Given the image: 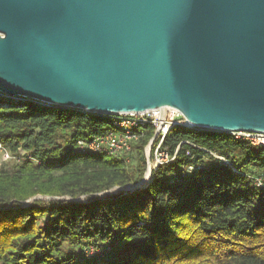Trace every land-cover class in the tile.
Wrapping results in <instances>:
<instances>
[{
    "label": "trees",
    "instance_id": "16d2710c",
    "mask_svg": "<svg viewBox=\"0 0 264 264\" xmlns=\"http://www.w3.org/2000/svg\"><path fill=\"white\" fill-rule=\"evenodd\" d=\"M111 129L110 116L0 98L15 157L0 165V264H264V145L176 126L161 144L172 160L134 188L153 131L126 157L78 149Z\"/></svg>",
    "mask_w": 264,
    "mask_h": 264
},
{
    "label": "water",
    "instance_id": "95a60500",
    "mask_svg": "<svg viewBox=\"0 0 264 264\" xmlns=\"http://www.w3.org/2000/svg\"><path fill=\"white\" fill-rule=\"evenodd\" d=\"M0 98L264 133V0H0Z\"/></svg>",
    "mask_w": 264,
    "mask_h": 264
},
{
    "label": "built area",
    "instance_id": "2783aa9c",
    "mask_svg": "<svg viewBox=\"0 0 264 264\" xmlns=\"http://www.w3.org/2000/svg\"><path fill=\"white\" fill-rule=\"evenodd\" d=\"M14 102H31L27 100H14ZM33 103V102H31ZM111 117L112 129L103 134L93 135L85 140H78L77 147L83 153H104L115 157H126L132 150L134 142L141 135V132L146 129L153 131V136L148 142L146 154L148 149L155 143L153 150L154 162L148 167L152 171L159 165L166 164L172 160L165 151H162L161 144L167 133L176 126L189 127L181 114L173 108L149 110L144 113H129L119 114ZM195 130V129H194ZM236 139H244L253 145H264V133H250V132H232L229 133ZM5 151L3 145L0 143V153ZM226 162V161H225ZM255 184L258 187L263 186L260 178L255 179ZM90 255L102 256L103 252L91 249Z\"/></svg>",
    "mask_w": 264,
    "mask_h": 264
},
{
    "label": "rangeland",
    "instance_id": "374dc122",
    "mask_svg": "<svg viewBox=\"0 0 264 264\" xmlns=\"http://www.w3.org/2000/svg\"><path fill=\"white\" fill-rule=\"evenodd\" d=\"M150 152H151V147L148 149V153L146 154V164H147L146 168L148 167L149 163L152 165L154 162V155L152 159H150ZM14 160L15 157L12 156L7 150L0 153V165L11 164Z\"/></svg>",
    "mask_w": 264,
    "mask_h": 264
}]
</instances>
